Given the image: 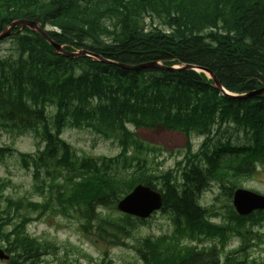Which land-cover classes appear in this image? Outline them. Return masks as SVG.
Wrapping results in <instances>:
<instances>
[{
    "label": "trees",
    "instance_id": "1",
    "mask_svg": "<svg viewBox=\"0 0 264 264\" xmlns=\"http://www.w3.org/2000/svg\"><path fill=\"white\" fill-rule=\"evenodd\" d=\"M147 17L159 19L162 28L148 29ZM17 21H32L41 29L50 25L53 30L45 34L65 54L57 55L49 41L28 26L17 33L19 24L10 37L19 58L0 62V119L37 133L43 126L47 146L40 159L55 156L48 160L52 164L65 152L59 165L73 166L69 146L57 138L68 125L118 141L122 155L135 145L134 155L124 157V162L136 161L139 169L131 178H118L87 160L83 165L87 174L76 175L69 186H49L42 192L44 202L30 204L31 208L43 214L74 213L84 220L86 232L95 228L99 239L124 245V239L134 237L136 221L129 217L106 221L97 210L114 209L138 183L157 187L159 181L163 211L171 214L176 230L171 236L138 241L135 251L141 264H220L216 250H180L185 238L224 239L226 232H232L250 241L251 229L264 223V212L240 218L230 211V224L223 231L205 220L206 211L198 201L207 178L234 184L257 167L264 168V96L238 100L222 95L213 80L194 69L209 71L231 93L247 95L264 88V0H0V34ZM78 50L112 65L70 56ZM114 63L179 68L125 70ZM49 105L57 107L56 137L46 118ZM128 125L183 133L189 156L181 176L168 173L156 179L149 174L147 161L138 152L143 143ZM229 127L241 131L247 144L236 146L231 139L216 142L215 137ZM192 134L206 136L201 152L194 155ZM7 152L0 148L1 157ZM223 188L228 195L235 189ZM13 223L9 212H0V230ZM24 223L7 233L16 238L19 264L35 262L44 252L41 243L23 237ZM103 223L107 224L102 227ZM230 257L225 264H243Z\"/></svg>",
    "mask_w": 264,
    "mask_h": 264
},
{
    "label": "rangeland",
    "instance_id": "2",
    "mask_svg": "<svg viewBox=\"0 0 264 264\" xmlns=\"http://www.w3.org/2000/svg\"><path fill=\"white\" fill-rule=\"evenodd\" d=\"M145 25L148 29L152 26L162 28L159 19L156 17L146 19ZM19 58L18 46L11 40H5L0 44V60H7L6 62H14ZM48 116L49 125L51 131L55 132L53 122L55 120L56 108L50 106L46 110ZM16 129L6 128L0 123V147L5 148L12 146L16 150L9 157L4 160H0V189L2 190V204L6 206V198L18 199L23 197L22 200L25 202L28 200H41L37 195V191L33 186L32 174L33 170H27L23 167V163L20 160L19 151L22 153H37L40 147L37 145L40 143V139L33 132L26 134L15 131ZM20 130V129H19ZM18 130V131H19ZM131 131H135L138 136L149 146L153 151H147L144 156L148 160L146 170L156 176V179H160V176L166 172H172L176 177H180L182 173H177L178 167L177 162L183 160L189 149L186 148V138L183 134L172 133L167 131L153 132L146 129L137 130L131 127ZM61 138L72 146L75 157L82 158L86 157H107L113 160V157H117L120 152V147L116 142L108 141L102 137L94 134L91 130L86 129H74L65 128L63 129ZM231 139L233 143H244L245 138L241 131H237L234 127H229L221 134L216 136L215 141L225 142ZM191 153H200L202 150L203 138L193 136L190 138ZM100 165V164H99ZM135 170V169H134ZM83 169L80 168L79 164L72 166L71 168L57 167L55 171H52L53 176L60 185L68 184L70 177L74 173H80ZM133 174L134 171H123L120 170V175ZM177 173V174H176ZM43 175L46 176L45 172ZM251 177H241L234 184L219 183L213 181L211 177L207 178L208 186L203 191L200 200V204L207 207L211 213L216 214L213 222L217 224H226L228 222V210L230 201L228 191L223 186H229L230 188L235 187L237 189L240 184L243 189L254 191L264 196V168L259 166L250 175ZM213 181V182H212ZM6 183V187H2V184ZM157 189L161 187L160 182H156ZM234 189V190H235ZM24 214L29 216L36 215L30 210L24 208L22 210ZM106 212L110 213L115 217L122 216L119 212H112L107 209ZM212 217V216H211ZM262 218V217H261ZM79 223L69 221L65 219L52 220L47 218L42 223L32 224L28 227V232L35 237L46 238L49 240L56 241L64 244L63 254L68 252V262L63 264H140V260L135 251V247L138 241L142 237L157 238L159 236H168L174 229L173 217L167 211L156 213L153 217L147 220L146 224L139 225L132 235L133 238L126 240L127 247H107L105 243H99L94 235L84 236L78 230ZM257 229H255L256 231ZM259 232L264 233V228L260 229ZM224 250L229 252L237 245L242 244L241 253L233 257L237 260H241L243 264H247L244 260V253H249V264L264 263V243L253 239L252 244L249 241L244 240L240 235L226 232L224 234ZM230 235L228 242L225 245V238ZM190 243L188 246L196 245L199 251L202 247L217 246L221 248L222 242L219 238L216 239H188L186 243ZM185 249L181 248L180 250ZM106 253L108 255H106ZM229 256L227 254L221 255L220 264H225L226 259ZM231 258V257H230ZM46 264H55L52 257H48ZM61 262L62 260L59 259Z\"/></svg>",
    "mask_w": 264,
    "mask_h": 264
},
{
    "label": "water",
    "instance_id": "3",
    "mask_svg": "<svg viewBox=\"0 0 264 264\" xmlns=\"http://www.w3.org/2000/svg\"><path fill=\"white\" fill-rule=\"evenodd\" d=\"M21 24L23 27H30L34 31H38L44 38H46L49 43L55 48L56 54H65V50L58 44H55L50 38L47 37L43 29H41L37 24L33 22H17L11 26V28L0 35V41L5 39L6 37L10 36L12 30L15 26ZM85 55L91 57L94 61H100L106 64H111V61L104 60L102 57L90 54L86 51H80L78 55H70V56H81ZM68 56V55H66ZM116 66L121 67L122 69L127 70H138V69H145V68H161L167 70H174V68H163L162 66L151 63L145 65H138V66H125L121 64L114 63ZM187 69H194L192 66H186ZM208 76L213 79L214 85L217 89H222L220 83L218 82L217 78L207 70H203ZM223 90V89H222ZM264 95V88L262 90H255L250 92L246 96L238 97V99L242 98H250L254 96H263ZM234 206L237 212L242 215L246 216L251 214L253 211L256 210H264V197L258 196L253 192H249L246 190H238L234 194ZM162 207V197L160 193H157L151 190L148 187L138 186L132 194L126 197L124 200L118 203V210L125 212L127 214L139 217V218H147L149 217L154 211L159 210Z\"/></svg>",
    "mask_w": 264,
    "mask_h": 264
},
{
    "label": "bare ground",
    "instance_id": "4",
    "mask_svg": "<svg viewBox=\"0 0 264 264\" xmlns=\"http://www.w3.org/2000/svg\"><path fill=\"white\" fill-rule=\"evenodd\" d=\"M237 191H238V188L233 191V194H235V192H237ZM160 193H161V196H162V207H161V210L163 211V208H164V201H163V194H162L163 192H161V190H160ZM253 193L258 195V196L264 197L263 195L258 194V193L254 192V191H253ZM263 212H264L263 210H258L257 213H263Z\"/></svg>",
    "mask_w": 264,
    "mask_h": 264
},
{
    "label": "flooded vegetation",
    "instance_id": "5",
    "mask_svg": "<svg viewBox=\"0 0 264 264\" xmlns=\"http://www.w3.org/2000/svg\"><path fill=\"white\" fill-rule=\"evenodd\" d=\"M6 252V251H5Z\"/></svg>",
    "mask_w": 264,
    "mask_h": 264
}]
</instances>
